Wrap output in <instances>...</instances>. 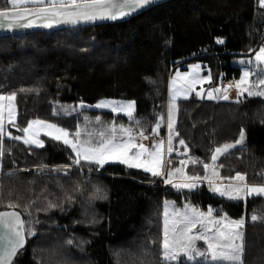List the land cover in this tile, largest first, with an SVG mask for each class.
<instances>
[{
	"label": "trees",
	"instance_id": "obj_1",
	"mask_svg": "<svg viewBox=\"0 0 264 264\" xmlns=\"http://www.w3.org/2000/svg\"><path fill=\"white\" fill-rule=\"evenodd\" d=\"M4 6L0 0V8ZM263 46L264 8L258 0H171L124 23L0 38V94L16 93L18 126L39 119L70 133L78 130L81 119L54 115L62 105L134 101L135 119L151 135L160 117L167 125L169 83L177 67L205 64L210 88L238 80L245 71L256 80L264 75V65L255 60ZM238 57L250 62L238 65ZM176 104L179 136L173 140L172 159L184 153L177 142L183 139L187 154L180 160L198 158L211 166L213 149L237 141L243 130V144L216 162L223 163L221 178L229 181L242 173L248 183L264 185V99L245 95L238 103L192 94ZM87 111L136 127L124 115ZM8 131L22 135L14 127ZM44 141L43 148H35L5 139L10 154L0 160V211L20 213L25 228L34 232L26 234L12 264H165L167 200L243 218V262L264 264V196L230 200L213 194L207 184L177 190L165 177L121 164L97 169L82 161L77 166L69 147L49 137ZM182 167L188 176L210 174L202 164ZM9 202L19 206L9 208ZM49 202L56 207L49 208ZM192 264L211 263L198 259Z\"/></svg>",
	"mask_w": 264,
	"mask_h": 264
},
{
	"label": "snow or ice",
	"instance_id": "obj_2",
	"mask_svg": "<svg viewBox=\"0 0 264 264\" xmlns=\"http://www.w3.org/2000/svg\"><path fill=\"white\" fill-rule=\"evenodd\" d=\"M154 3V0H5V6L0 8V28L14 30L32 27L51 28L58 24L76 25L80 22H95L103 20H116L126 17L132 12L138 11ZM259 6L264 8V0H258ZM31 6V7H29ZM218 43H223L218 40ZM259 64L264 65V47L259 49L255 56ZM252 75L250 71H245L243 77L236 85L238 97L247 96L264 98V75L255 81H250ZM259 75V74H258ZM198 66L189 75L176 74L170 87V100L166 116L168 138L167 153L169 156L175 150L173 140L179 136L178 129L175 128V114L177 112V98L187 99L189 94L195 91V85L201 82ZM210 79V77H209ZM231 87V86H229ZM24 91V89H21ZM221 93V89L216 88L207 92V99H229L227 89L222 95H213ZM201 97L200 92H196ZM16 93L0 95V160L3 159L6 152L10 154V149L5 144V139L21 141L26 146L43 148L44 142L39 139L41 132L51 139L60 141L75 154L73 164L82 166L81 162L89 165H96L97 169L103 168L109 163H118L126 165L128 168H139L153 177H159L164 174L166 164L171 161L164 160V141L153 142L150 147H146L142 142L149 139L146 135L147 129L140 120L135 119L133 112L135 102H118V101H101L96 104V108H109L114 113H124L136 125V128L124 127L119 128L115 124L109 127H101L95 131L77 130L70 133L67 129L59 127L56 124L43 121L32 120L25 127H20L16 123ZM239 103L240 100L238 99ZM83 107V105H81ZM75 109L61 107L59 112L54 111V115L60 113L70 114ZM165 117H160L158 122L151 130L153 136L159 135L161 123ZM96 123L100 120L97 117ZM11 125L16 128L22 135H13L8 131L7 126ZM244 141L243 130L240 138L233 143H225L213 149L211 156V175L218 176V167H223L221 162L217 161L221 157L231 154V150ZM178 144L184 148V155L187 154V145L183 139H179ZM202 164L205 172H208L210 165L200 161L198 158L189 157L181 160L180 164L187 165ZM70 167V166H69ZM43 170V169H41ZM63 169H55L61 171ZM67 174V173H66ZM176 174L183 175L185 180L193 183L172 184L177 190L187 188L189 190L197 185L195 181L201 180L199 175H184L183 167L168 170L166 173V183H172V178ZM264 177V173H261ZM208 179V176L203 177ZM223 179V178H222ZM230 183L223 189L215 187L209 180L210 190L217 192L220 196L227 197L230 200H243L249 196H264V185H254L247 181L246 174L236 173L229 177ZM231 181H237L233 185ZM68 199H71L69 197ZM19 205L9 202L7 207L15 208ZM168 203L165 207V219L163 228L162 241V260L165 264H185L189 262L211 261V264H244V242L243 232L244 219L228 220L225 216L220 219L212 218L213 210L208 209L207 213L198 211L195 207L186 205L183 210H177L172 206V212L168 211ZM49 208L56 207L49 202ZM258 217L253 214L252 221ZM25 220L21 214L16 211H0V243L3 244V252L0 254V264H10L12 257L24 247L26 234L34 235L32 229L25 228ZM203 240L206 248L197 247L196 242ZM72 243L71 240L68 241ZM183 257V260L181 259Z\"/></svg>",
	"mask_w": 264,
	"mask_h": 264
},
{
	"label": "rangeland",
	"instance_id": "obj_3",
	"mask_svg": "<svg viewBox=\"0 0 264 264\" xmlns=\"http://www.w3.org/2000/svg\"><path fill=\"white\" fill-rule=\"evenodd\" d=\"M29 7H31V6H29ZM258 53H259V51H258ZM257 53V54H258ZM245 60H246V58H241V57H238V58H236L235 59V63L236 64H238V65H242L243 63H245ZM259 64V63H258ZM190 67H191V65L190 64H187V65H185V66H179V67H177L176 69H175V71H176V73H172V76H171V78H170V87H171V82H172V80H173V78H175L176 77V74L177 73H180L181 75H189L188 73L186 74L184 71H187V70H189L190 69ZM243 77V76H242ZM241 77V78H242ZM241 78L238 80V82L241 80ZM249 79H250V81H255V80H253L252 78H251V76L249 77ZM170 87H169V100H170ZM196 94V91H193V92H191L190 94H189V96H188V98L192 95V94ZM201 93V96L203 97V92H200ZM223 93H224V91H223ZM0 95H2V94H0ZM227 95H228V97H229V99H227V100H224V101H234V102H237V100L239 99H241V98H243L245 95H247V94H245L244 96H241V97H238V90L237 89H235V90H230L229 88H227ZM256 97V96H255ZM258 98H261V97H258ZM181 99H184L182 96L181 97H178L177 98V101L178 100H181ZM206 99H207V97H206ZM262 99H264V98H262ZM101 101H118V102H131V101H129V100H119V99H103V100H101ZM101 101H99L98 103H100ZM177 101H176V103H177ZM98 103H96V104H98ZM15 104H16V101H15ZM96 104H94V105H92V104H89V103H86V102H83V101H80V102H78V103H73V104H68V105H62V107H64V108H67V109H75L74 111H71V113L70 114H68V115H78L79 116V118L81 119L80 120V122H79V128H78V130H84L85 128H87L88 130H91V131H95V130H97V129H99V128H101V127H109V126H111V125H113V124H115L116 125V127L117 128H119L121 125H123L124 127H131V128H136L135 126H133V125H124V124H120V123H117V122H115V121H111V122H107V121H104L103 120V118L101 117V116H93V115H91V114H89V112L87 111V110H98V111H104V112H112L109 108H96L95 107V105ZM81 105H83V107L81 106ZM16 109H17V104H16ZM113 114H115V115H124V116H127V115H125L124 113H114V112H112ZM63 114H65V113H63ZM135 114H136V103H135V109H134V112H133V116L135 117ZM97 117H99V120H100V123L99 124H97L96 123V120H97ZM128 117V116H127ZM175 119H176V114H175ZM17 120V119H16ZM9 127H12L11 125H8L7 126V129H9ZM60 127V126H59ZM165 127V128H164ZM165 130V131H164ZM163 131L165 132V137H163ZM147 135V134H146ZM149 136V139H147V140H143V141H139V142H142L146 147H150L151 146V144L153 143V142H157V141H160V140H163L164 141V150H163V152H164V160H166V161H171V164L169 165V164H167V166H168V168L167 169H165L166 168V166H165V170L166 171H168V170H175L176 168H180V167H182L181 165H180V159H182V157H181V155H183V152H181V153H177V156H176V158H171V156H169L168 155V153H167V146H166V141H167V138H168V129H167V125H166V123H165V125L164 124H162L161 123V127H160V129H159V135H157V136H153L152 134L151 135H148ZM44 137H49V136H45L44 134H43V132H41L40 133V135H39V139L40 140H42L43 142H44V145H45V141H44ZM50 138V137H49ZM166 140V141H165ZM244 141H245V136H244ZM243 141V142H244ZM109 164H118V163H109ZM109 164H106V165H109ZM105 165V166H106ZM121 165H123V164H121ZM176 165H178V166H176ZM124 166H126V165H124ZM127 167V166H126ZM134 169H137V170H141V171H143L142 169H139V168H134ZM221 171H222V167H218L217 168V172L219 173V175L218 176H212L211 175V166H210V168H209V170H208V172L210 173L209 174V177H208V179H202L201 178V180H199V181H195L194 183H196V187L195 188H193V189H191V190H189V189H187V188H184L183 190H189V191H192V190H195L199 185H201V184H204L205 182H209V180H211L212 181V184H213V186H215V187H219V188H221V189H223L224 187H226L229 183H230V181H224L222 178H221ZM144 172V171H143ZM146 173V172H145ZM165 174H166V172H164ZM148 174H150V173H148ZM163 175L162 177H165V179H166V175ZM1 175V174H0ZM151 175V174H150ZM184 175H187L186 174V172H185V168H184ZM161 177V178H162ZM203 182V183H202ZM178 183H193V181H189V180H185L184 178H183V175H181V174H176V175H174L173 176V178H172V183H168V184H178ZM231 183L233 184V185H236L238 182L237 181H231ZM236 183V184H235ZM209 189H210V185H209ZM182 190V189H181ZM213 194H215V195H218V196H220L217 192H215V191H212V190H210ZM255 196V195H254ZM220 197H224V196H220ZM250 197V196H249ZM227 198V197H226ZM248 197H246V199H247ZM244 200V199H243ZM167 203H168V211H169V213H171L172 212V206H174L177 210H183L184 208H185V206L186 205H188V206H191V207H195L198 211H200V212H204V213H207V211L208 210H205L204 208H201V207H199V206H195L194 204H192L191 202H189V203H186V204H184V205H182V206H180V205H178L176 202H174V201H172V200H167L166 201ZM166 202H165V204H164V213H165V207H166ZM217 213L215 212V210H213V213H212V218H215V219H220V218H223V217H225V216H223V215H216ZM228 218V217H227ZM164 219H165V216H164ZM228 220H233V219H230V218H228ZM244 227H245V223H244V226H243V228L241 229V231L243 232V242H244V236H245V232H244ZM196 245H197V247H201V248H206V245H204V243H203V240H200V241H197L196 242ZM16 256V255H15ZM15 256L14 257H12V259H11V261H10V264H12V262H13V260H14V258H15ZM207 262H210L211 263V261H207Z\"/></svg>",
	"mask_w": 264,
	"mask_h": 264
},
{
	"label": "water",
	"instance_id": "obj_4",
	"mask_svg": "<svg viewBox=\"0 0 264 264\" xmlns=\"http://www.w3.org/2000/svg\"><path fill=\"white\" fill-rule=\"evenodd\" d=\"M169 1H171V0H154V3L146 6L145 8H142L138 11L132 12V14H130L126 17H123V18H118L116 20H103V21L98 20L95 22H80L76 25L58 24V25H54L51 28L32 27V28L14 29V30H8V29L0 28V38L17 36V35H25V34H31V33H51V32L61 31V30H65V29H79V28L91 27V26H102V25H109V24L124 23V22H127L136 16L143 14L144 12L148 11L151 8L157 7L159 5L167 3ZM9 212H11V211H9ZM0 231H2V230H0ZM2 252H3V244L0 243V254H2Z\"/></svg>",
	"mask_w": 264,
	"mask_h": 264
},
{
	"label": "crops",
	"instance_id": "obj_5",
	"mask_svg": "<svg viewBox=\"0 0 264 264\" xmlns=\"http://www.w3.org/2000/svg\"><path fill=\"white\" fill-rule=\"evenodd\" d=\"M245 62H250V59L249 58H246V60H245ZM194 66H198V71H199V75H200V77H202L203 79L201 80V82H199V83H197L196 85H195V91L196 92H203V98H206L207 97V92L208 91H211V90H213V89H216V88H219V86L218 87H214V88H210L209 87V85L212 83V77H211V73H210V70H209V68L205 65V64H203V63H200V62H198V63H194V64H191V67H190V69L189 70H187V71H184L186 74L188 73V74H191L192 72H193V70H194ZM174 73H176V71H174ZM209 77H210V79H209ZM239 80V79H238ZM169 87H170V83H169ZM220 89V88H219ZM225 89H221V93H213V95H222L223 94V91H224ZM195 94V93H194ZM211 100H219V101H223V99H211ZM166 136V135H165ZM164 135H163V137H165ZM166 141V140H165ZM166 146H167V141H166ZM166 161V160H165ZM166 166V168L165 169H167L168 168V166H167V164L165 165ZM164 169V172H166V170ZM0 174H1V172H0ZM165 174V173H164ZM163 174V175H164ZM163 175H161V176H159V177H157L158 179L159 178H161ZM203 183V182H202ZM204 184H207V185H209V182H205ZM236 184V183H235ZM244 200H246V199H244Z\"/></svg>",
	"mask_w": 264,
	"mask_h": 264
},
{
	"label": "built area",
	"instance_id": "obj_6",
	"mask_svg": "<svg viewBox=\"0 0 264 264\" xmlns=\"http://www.w3.org/2000/svg\"><path fill=\"white\" fill-rule=\"evenodd\" d=\"M264 47V46H263ZM238 80L235 79V78H230V79H227V80H224L221 85H219V88L220 89H227L229 88L230 90H235L237 89L236 88V85L238 84ZM231 86V87H229Z\"/></svg>",
	"mask_w": 264,
	"mask_h": 264
}]
</instances>
